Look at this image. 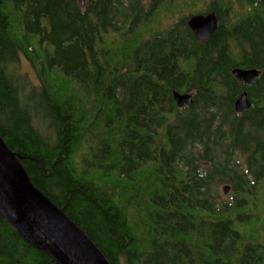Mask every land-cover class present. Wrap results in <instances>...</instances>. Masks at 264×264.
<instances>
[{
    "label": "trees",
    "instance_id": "obj_1",
    "mask_svg": "<svg viewBox=\"0 0 264 264\" xmlns=\"http://www.w3.org/2000/svg\"><path fill=\"white\" fill-rule=\"evenodd\" d=\"M0 138L107 264H264V2L0 0ZM0 264L58 263L0 214Z\"/></svg>",
    "mask_w": 264,
    "mask_h": 264
},
{
    "label": "water",
    "instance_id": "obj_2",
    "mask_svg": "<svg viewBox=\"0 0 264 264\" xmlns=\"http://www.w3.org/2000/svg\"><path fill=\"white\" fill-rule=\"evenodd\" d=\"M86 0H82L85 4ZM264 2V0H261ZM188 26L197 40L209 41L219 29L214 13L194 15ZM234 78L245 85L258 81L257 69L235 68ZM178 108L191 107L190 93L174 92ZM247 92L235 102V110L243 114L251 109ZM0 214L36 249L50 255L58 264H107L101 253L83 232L48 198L34 187L19 159L0 138Z\"/></svg>",
    "mask_w": 264,
    "mask_h": 264
},
{
    "label": "rangeland",
    "instance_id": "obj_3",
    "mask_svg": "<svg viewBox=\"0 0 264 264\" xmlns=\"http://www.w3.org/2000/svg\"><path fill=\"white\" fill-rule=\"evenodd\" d=\"M198 6H199V8H201L200 5H198ZM186 9H191L189 4L187 5ZM170 20H171V17H169V19H166L165 23H169ZM23 69L26 73H28L31 76L32 79H34V81L37 80L34 70L31 68V66L25 60H23Z\"/></svg>",
    "mask_w": 264,
    "mask_h": 264
}]
</instances>
